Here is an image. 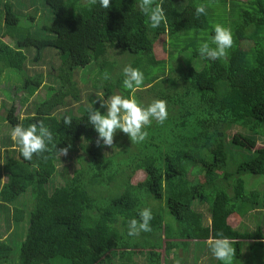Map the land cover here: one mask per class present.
Wrapping results in <instances>:
<instances>
[{
	"label": "trees",
	"instance_id": "obj_1",
	"mask_svg": "<svg viewBox=\"0 0 264 264\" xmlns=\"http://www.w3.org/2000/svg\"><path fill=\"white\" fill-rule=\"evenodd\" d=\"M210 1L220 2L226 12L228 3L232 6L234 43L227 56L211 60L201 57L198 50L190 53L202 66L188 65L183 75L173 69L174 78L164 80L169 86L166 90L155 86L165 73L149 78L155 81L149 91L166 102L168 117L163 124L153 119L143 129L148 132L144 141L116 146L120 151L110 156L104 154V146H97L98 133L88 122V111L100 109L101 96L89 94L87 102L93 107L83 104L80 116L71 113L73 101L81 98L75 70L117 49L146 54L151 64L164 65L166 58L156 52L158 43L166 50L183 38V51H187L214 36L208 6L204 4L206 14L197 17L196 7L202 0H155L163 7L166 21L152 28L136 0H111L109 9L99 3L89 5L87 0H44L53 20L32 33L20 25L22 16L12 2L0 5L3 38L13 42L11 46L0 41V73L5 68L26 71L20 88L24 103L47 80L50 84L49 97L37 102L32 113L20 118L12 104L5 107L7 113L0 122L12 130L18 123L27 128L44 119L58 149L71 144L68 154H77L80 147L84 151L76 156L80 167L70 175L68 166L60 172V156L52 144L48 146L51 151L26 161L11 135L2 136L0 230L10 224L0 238L3 264L9 263L12 247L7 242L15 226H21L25 235L20 264H137L135 257L140 255L146 256L145 264H175L170 261L174 251L186 252L193 242L207 244L221 233L236 249V259L243 257V246L249 243L245 253L255 254L259 264H264L263 227L259 224L256 231L249 227L259 215L264 218V190L247 191L241 178L245 173L264 176V144H258L264 137V0ZM28 20L33 23L35 17L30 15ZM32 48L37 51L33 64L42 61L44 50L57 51L58 75L53 74L54 67L48 75L29 74L24 51ZM47 56L55 57L52 52ZM168 56L175 58L172 53ZM96 81L95 90H103L105 99L116 90L124 92V98L133 93L110 79ZM100 111L104 114L106 109ZM66 116L72 117L71 127L64 124ZM115 136L129 139L122 131ZM91 138L94 144L88 143ZM230 145L239 150L235 171L227 169ZM57 176L63 182L59 186L54 184ZM95 188L99 194L106 188L113 195L100 201L93 196ZM27 194L32 200H26ZM150 199L165 203L176 218V227L166 222L163 209L153 207ZM204 205H208L207 213L200 209ZM144 208L152 212L151 231L129 236V221L139 219ZM248 258L244 264L254 262L252 255ZM200 260L196 255L193 262ZM180 264L189 263L181 259Z\"/></svg>",
	"mask_w": 264,
	"mask_h": 264
},
{
	"label": "rangeland",
	"instance_id": "obj_2",
	"mask_svg": "<svg viewBox=\"0 0 264 264\" xmlns=\"http://www.w3.org/2000/svg\"><path fill=\"white\" fill-rule=\"evenodd\" d=\"M230 1V0H229ZM247 1V0H244ZM6 2H12L14 5V8L16 12H18L21 16V22L20 25L23 28L30 29L32 33L40 32L43 25L50 23L49 21L53 20V15L51 12V9L45 5L44 0H0V5H4ZM203 4L208 6V9L211 12V17L213 19L214 26L216 24H220L228 29L231 30V25H233L231 17L229 13L232 11V6H230V3L226 6L227 12L225 11L224 6L220 4V2H211L210 0H202ZM2 11V8L0 10V41L6 42L9 45L13 46V42L9 38H3V31H5V23H4V11ZM32 15L35 17V21L33 23H29L28 17ZM234 16L237 17V13H234ZM200 44L203 42H199ZM208 43L210 46L215 47L214 44L211 43V39H209ZM200 44H197L194 47H191L187 51H183L186 44L184 43L183 38L178 43L173 44L170 48L169 46L166 47V50H164L162 43H158L157 45V54L160 58H166V64L164 65H153L151 64L150 60L148 59L147 55H132L129 53H125L122 50H111L109 54L106 57H103L99 62H93L89 66H86L84 68H77L73 74V78L78 82L77 88L80 92V100L79 102L73 101L72 106L70 107L72 109L71 113L75 116H80V113H83L85 111L83 104H88L87 102V96L89 94H96L98 96H103V90H95V85L97 81L95 80L98 78H103V75L105 71L109 74V79L113 84H122L124 80L123 75V69L125 66H132L133 68L139 69L144 74V82L143 85L137 89L133 94L131 95V99H135L138 104H140L142 107L146 106L145 104L150 105L155 99V93H151L152 91H149L150 89L146 87V85H150V88L152 85H154V82H149V78L156 77L159 75H164L165 77L161 80L157 81L155 83V86H157L160 89H168V84L165 83L164 80L168 78H174V75L172 70L176 69L179 73V75H183L185 73V70L187 69L188 65L194 66L197 69H200L199 67L202 66L201 60L198 58L193 59L191 57L190 53H193L194 51L198 50ZM25 54H27V64H28V70L30 75H34L35 72L37 73H43L45 75H48L49 71L52 67L55 68L53 74L59 73L58 69L61 66V60L60 57L57 55V51L53 49H46L43 52V59L40 63L33 64L32 59L37 55L36 49H27L24 51ZM54 53L57 56L51 57L47 56L49 53ZM173 54L175 56L174 59L170 60L169 56L170 54ZM181 55V56H180ZM52 64V65H51ZM166 69V70H165ZM27 75L26 71L18 72L15 71L13 68H5L0 73V120L3 119V117L6 115V109L5 107H10L12 104L16 107V113L20 118H24L28 113H32L34 106L37 104V102L45 101L44 99L49 97L48 93V86L50 85L48 80L46 81L45 86L29 101V103L22 102L24 99V94L21 93L20 88L24 85V77ZM47 79V78H46ZM84 81V83H83ZM86 82V83H85ZM95 82V84H94ZM101 85V84H100ZM51 93V92H50ZM119 94L123 97L124 92H120L119 90H116L114 92V95ZM105 99V97L103 96ZM106 100V99H105ZM91 105L92 104H88ZM82 106V107H81ZM79 107H81L79 109ZM93 107V106H92ZM147 128V126H145ZM120 133V131H117ZM11 133V128L3 124L2 121L0 122V149L2 142V136L6 134ZM116 135V134H115ZM122 139V141H121ZM91 140V141H90ZM88 141V143L94 144V141L92 138ZM131 142L130 138L126 140L122 137L114 136V146L113 147H104L103 152L106 154V156H110L113 153H117L120 151V148L116 146H127ZM229 142L227 143V145ZM259 146H262L264 144V137L261 138L258 142ZM83 150L81 147L78 150L77 154H68L67 156H60V164H59V170L60 172H64L65 166H68L70 175H73L75 169L80 167V164L76 162V156L82 155ZM3 151H0V154L2 155ZM239 159V150L234 147L233 145L229 146V159H228V167L229 170H236L237 164ZM140 176V175H138ZM137 176V177H138ZM136 177V178H137ZM241 178L245 181L246 189L247 191L251 190H264V176H257L252 175L249 173H245L241 176ZM53 180V179H52ZM51 180V181H52ZM7 181V177L3 178V182ZM54 184L56 186H59L60 183L62 184V179L58 176L54 179ZM98 188H95L93 191V196L97 198L98 200H106L107 198H110V196L113 195V192L111 190H108L106 188H103V193L99 194L97 193ZM112 192V193H111ZM230 193H232V190L230 189ZM30 194V193H29ZM27 194L26 200L30 201L32 200V196ZM152 202V206L155 208H162L164 213V218L167 223L172 225L173 227L177 226L176 218L169 212L168 208L166 207L165 203H162L160 205L159 202L154 201L153 199H150ZM202 211L207 213L208 211V205H204L200 207ZM257 219L253 220L255 222L253 224L250 223L249 227L251 228L250 231H256L257 226L260 224L263 227L264 231V218L263 215H259ZM259 221V222H258ZM246 223L248 225V220L243 219V223ZM242 223V225H243ZM253 224V225H252ZM2 225V223L0 224ZM10 226V224H6L4 226V230H0V238H2L1 233L4 231H7V227ZM241 226V225H240ZM21 226H15L12 229L13 236L11 239L7 242L12 247V252L10 255V258L8 260V264H20V246L23 241V235L24 232L21 230ZM247 228H242L240 230L244 231ZM23 232V234H22ZM5 234V233H4ZM10 235V234H9ZM25 236V235H24ZM249 246V243H246V245L243 246V257L236 259V255L233 257L232 264H244L245 261H249L248 255H252L254 257V262L252 264H259L261 262L258 260V257L255 256V254L251 253H245L247 251V248ZM234 248V247H233ZM235 249V248H234ZM236 250V249H235ZM262 250H257L256 252L259 253ZM163 256H165L164 250H162ZM244 254L246 256H244ZM199 256L200 262L198 264H224L223 261H220L216 259L212 253V250L210 248V241L207 244H203L202 242L197 245L196 243H192L190 247L188 248V251L183 252V249H178L174 251L170 256V261H173L175 264H180L181 259H186L189 264H194L193 259L194 257ZM179 257L178 259H176ZM6 259L0 260V264H3V262ZM135 261L137 264H145L146 263V256L140 255L135 257Z\"/></svg>",
	"mask_w": 264,
	"mask_h": 264
},
{
	"label": "clouds",
	"instance_id": "obj_3",
	"mask_svg": "<svg viewBox=\"0 0 264 264\" xmlns=\"http://www.w3.org/2000/svg\"><path fill=\"white\" fill-rule=\"evenodd\" d=\"M89 5L99 3L103 9L111 7V0H87ZM136 5L140 11L148 17L152 28H157L162 22L166 21L163 7L156 3L155 0H136ZM206 14V6L200 4L196 7V16ZM214 36L210 46L208 42L200 44L198 51L201 57L217 60L225 58L228 49L232 48L234 40L230 29L216 24ZM123 85L126 89L135 92L144 82V74L137 68L128 65L123 69ZM109 74L105 71L104 80H108ZM151 85H146L150 88ZM133 94V93H132ZM100 109H106L101 114L100 109L90 108L88 111V122L98 133L96 144L98 147H113L114 136L117 130L127 134L132 144L140 143L146 139L148 132L143 129L150 125L155 119L158 123L163 124L168 117L166 102L163 100H154L150 105L142 107L135 99L124 98L119 94L109 96L106 100L103 96L99 97ZM46 119V117H45ZM64 124L68 127L72 125V117L66 116ZM11 139L20 145L21 155L26 161H32L33 156H42L43 153L51 151L48 147L50 144L56 148L59 156H67L71 144L65 148H57L53 144V133L45 125L44 119L32 123L25 128L22 123H18L11 130ZM102 142V143H101ZM46 160L47 156H43ZM139 219L133 218L128 224V235L138 236L142 231H151L150 221L153 219L151 209L144 208L138 213ZM210 248L214 257L224 264H232L236 250L232 247L230 240L220 234V238L210 242Z\"/></svg>",
	"mask_w": 264,
	"mask_h": 264
}]
</instances>
